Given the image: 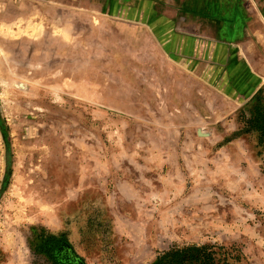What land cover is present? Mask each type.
Listing matches in <instances>:
<instances>
[{
    "label": "rangeland",
    "instance_id": "rangeland-1",
    "mask_svg": "<svg viewBox=\"0 0 264 264\" xmlns=\"http://www.w3.org/2000/svg\"><path fill=\"white\" fill-rule=\"evenodd\" d=\"M259 1L0 0V264H264Z\"/></svg>",
    "mask_w": 264,
    "mask_h": 264
},
{
    "label": "trees",
    "instance_id": "trees-1",
    "mask_svg": "<svg viewBox=\"0 0 264 264\" xmlns=\"http://www.w3.org/2000/svg\"><path fill=\"white\" fill-rule=\"evenodd\" d=\"M50 264H82L81 259L66 245L58 244L53 239H48L37 249ZM212 246H190L181 249L170 248L162 252L154 264H232L224 254L219 255Z\"/></svg>",
    "mask_w": 264,
    "mask_h": 264
},
{
    "label": "crops",
    "instance_id": "crops-1",
    "mask_svg": "<svg viewBox=\"0 0 264 264\" xmlns=\"http://www.w3.org/2000/svg\"><path fill=\"white\" fill-rule=\"evenodd\" d=\"M259 5L261 6L262 13L264 15V0H260ZM235 17H236V20H238L237 24L235 22V24H236L235 29L241 30L243 28V29L248 31V29H251L250 27L252 25V23H247L248 20H251V22H253L254 24H256V22H257V18L250 17V19H248V16L244 17L241 15V13L239 14V17H237V16H235ZM262 18L264 20V17H262Z\"/></svg>",
    "mask_w": 264,
    "mask_h": 264
}]
</instances>
